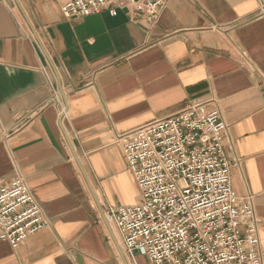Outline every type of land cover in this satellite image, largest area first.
I'll list each match as a JSON object with an SVG mask.
<instances>
[{
  "label": "crops",
  "instance_id": "crops-1",
  "mask_svg": "<svg viewBox=\"0 0 264 264\" xmlns=\"http://www.w3.org/2000/svg\"><path fill=\"white\" fill-rule=\"evenodd\" d=\"M63 2H0V188L24 176L48 223L0 238V264H153L106 217L140 200L120 137L198 100L230 124L264 248V0H169L155 24L121 8L68 19Z\"/></svg>",
  "mask_w": 264,
  "mask_h": 264
},
{
  "label": "built area",
  "instance_id": "built-area-1",
  "mask_svg": "<svg viewBox=\"0 0 264 264\" xmlns=\"http://www.w3.org/2000/svg\"><path fill=\"white\" fill-rule=\"evenodd\" d=\"M168 1L64 0L62 12L75 19L121 8L155 24ZM229 129L217 107L198 100L122 134L140 200L105 213L126 254L153 264H264L254 196L233 185ZM47 224L24 176L0 188L1 239L16 246Z\"/></svg>",
  "mask_w": 264,
  "mask_h": 264
}]
</instances>
